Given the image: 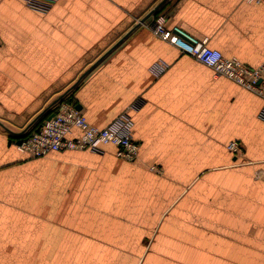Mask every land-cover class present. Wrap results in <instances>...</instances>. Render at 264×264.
<instances>
[{
  "label": "crops",
  "instance_id": "0c3cea01",
  "mask_svg": "<svg viewBox=\"0 0 264 264\" xmlns=\"http://www.w3.org/2000/svg\"><path fill=\"white\" fill-rule=\"evenodd\" d=\"M160 1L57 0L40 13L0 0V264H264V99L153 34L154 16L137 25ZM158 10L226 57L264 63L263 2ZM62 98L97 127L127 114L135 160L111 144L18 150Z\"/></svg>",
  "mask_w": 264,
  "mask_h": 264
},
{
  "label": "built area",
  "instance_id": "2783aa9c",
  "mask_svg": "<svg viewBox=\"0 0 264 264\" xmlns=\"http://www.w3.org/2000/svg\"><path fill=\"white\" fill-rule=\"evenodd\" d=\"M22 1L33 10L45 12L56 0ZM245 1L264 3V0ZM148 27L153 34L167 41L179 52L212 68L214 74L225 76L264 99V63L251 66L236 57H226L220 50L208 46L205 39H199L180 25H167L163 14L153 17ZM166 66L164 61L159 60L150 66V71L158 76ZM75 106L67 98L57 100L42 121L23 130L16 142L18 150L36 158L51 151H96L104 144H111L115 146L117 156L128 161L135 160L139 146L132 136V120L127 114L121 113L106 126L97 127L90 124ZM226 147L235 157L242 150L236 140L229 141Z\"/></svg>",
  "mask_w": 264,
  "mask_h": 264
},
{
  "label": "water",
  "instance_id": "95a60500",
  "mask_svg": "<svg viewBox=\"0 0 264 264\" xmlns=\"http://www.w3.org/2000/svg\"><path fill=\"white\" fill-rule=\"evenodd\" d=\"M165 0H161L152 10H150L140 21V23H143L148 17H150L152 14H154V12L161 6V4L164 2ZM56 101H54L52 103V105L55 103ZM77 109H80L79 105L75 106ZM51 116V114L48 116V118Z\"/></svg>",
  "mask_w": 264,
  "mask_h": 264
},
{
  "label": "rangeland",
  "instance_id": "374dc122",
  "mask_svg": "<svg viewBox=\"0 0 264 264\" xmlns=\"http://www.w3.org/2000/svg\"><path fill=\"white\" fill-rule=\"evenodd\" d=\"M56 1H57V0H56ZM56 1H55V2H56ZM55 2H54V3H55ZM54 3H53V4H54ZM53 4H52V5H53ZM25 5H26V4H25ZM26 6H27V5H26ZM51 7H52V6H50V8H51ZM50 8H48V10H49ZM30 9H31V8H30ZM32 10H33V9H32ZM48 10H46L45 12H47ZM35 11H37V10H35ZM37 12H40V11H37ZM45 12L42 11V12H40V13H45ZM158 12H160V11L157 9V10L154 12V15L152 14V16H154V17L157 16V15L159 14ZM141 19H142V18H141ZM141 19H140V20H141ZM137 23H138L137 25L141 24L139 20H138ZM154 76H155V75H154ZM132 125H133V124H132ZM239 144H240V143H239ZM226 145H227V144H226ZM240 146H241V145H240ZM226 149H227V147H226ZM227 150H228V149H227ZM228 152H229L230 154H232L229 150H228ZM240 154H241V152H240L238 155H240ZM238 155H237V156H238ZM151 169H152V170H157V171H158V168H157V167H154V166L151 167Z\"/></svg>",
  "mask_w": 264,
  "mask_h": 264
},
{
  "label": "trees",
  "instance_id": "16d2710c",
  "mask_svg": "<svg viewBox=\"0 0 264 264\" xmlns=\"http://www.w3.org/2000/svg\"><path fill=\"white\" fill-rule=\"evenodd\" d=\"M71 103H74V101L71 98H67ZM75 104V103H74Z\"/></svg>",
  "mask_w": 264,
  "mask_h": 264
}]
</instances>
